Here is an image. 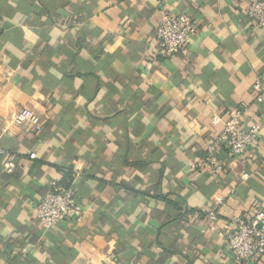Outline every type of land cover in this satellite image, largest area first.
<instances>
[{
  "label": "crops",
  "instance_id": "0c3cea01",
  "mask_svg": "<svg viewBox=\"0 0 264 264\" xmlns=\"http://www.w3.org/2000/svg\"><path fill=\"white\" fill-rule=\"evenodd\" d=\"M246 7L0 0V147L15 164L6 172L0 156V264H238L225 242L232 218L264 209L253 87L264 82V31ZM181 12L198 31L186 53L165 56L156 25ZM21 107L41 131L9 125ZM236 109L244 126L262 124L260 140L238 157L221 148L213 173L208 147ZM68 169L86 217L43 230L37 205Z\"/></svg>",
  "mask_w": 264,
  "mask_h": 264
},
{
  "label": "built area",
  "instance_id": "2783aa9c",
  "mask_svg": "<svg viewBox=\"0 0 264 264\" xmlns=\"http://www.w3.org/2000/svg\"><path fill=\"white\" fill-rule=\"evenodd\" d=\"M242 1L247 4L248 18L264 31V0ZM197 31V21L189 13L181 12L166 16L156 25V43L165 56H172L180 52L186 53ZM253 87L259 92L257 101L263 102L264 82L262 77L257 78ZM246 111V109L232 111L224 122L222 131L210 143L207 162L213 173H219L225 167V161L220 158L221 148H226L230 157H238L259 142L262 124L255 122L244 126L242 117ZM212 121L220 123L221 117L215 114ZM9 125L38 132L43 128L40 115L28 107L12 111ZM0 156H4L6 159L4 161L5 171L11 173L15 167L12 156L2 147H0ZM30 156L34 158L35 154ZM86 212V209L78 202L73 187L52 183L50 190L37 205L36 217L40 227L48 231L64 219L82 222L86 217ZM208 217L211 221H216L217 212L209 211ZM232 222L234 227L226 233L225 242L233 259L238 264L258 263L264 255V209H256L251 215L234 216ZM211 229H215V226H212Z\"/></svg>",
  "mask_w": 264,
  "mask_h": 264
},
{
  "label": "trees",
  "instance_id": "16d2710c",
  "mask_svg": "<svg viewBox=\"0 0 264 264\" xmlns=\"http://www.w3.org/2000/svg\"><path fill=\"white\" fill-rule=\"evenodd\" d=\"M65 174H66V180L61 185L64 186V187H73L74 190H75L76 198H77L78 202L81 204V201L79 199V194H78L77 190L75 189V187L72 184L73 179L75 178V172L68 169L67 171H65Z\"/></svg>",
  "mask_w": 264,
  "mask_h": 264
}]
</instances>
